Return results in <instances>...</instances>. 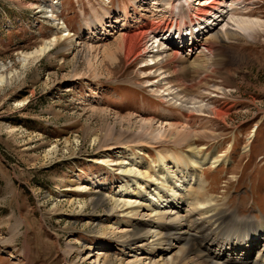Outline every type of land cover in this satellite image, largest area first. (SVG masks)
<instances>
[{
    "label": "rangeland",
    "instance_id": "374dc122",
    "mask_svg": "<svg viewBox=\"0 0 264 264\" xmlns=\"http://www.w3.org/2000/svg\"><path fill=\"white\" fill-rule=\"evenodd\" d=\"M146 1L0 0V64L7 69L2 74L18 72L0 87V264H93L104 251L111 259L123 257L122 264L132 261L112 241L104 251L95 249L98 235L92 230L107 228L117 218L102 217L89 203L99 182L107 183L102 190L108 196L128 183L112 166L117 151L104 152L108 146H126L134 154L142 149L144 163L155 159L162 146L186 150L184 144L152 139L155 129L168 132L167 123L188 124L184 128L197 134L193 142L203 149L201 155L229 160V170L224 164L216 170L207 165L200 176L207 177L204 186L217 203L227 200L242 215L264 214V0H234L231 7L230 0L224 1L221 14L210 19L216 21L209 34L231 36L214 52L211 42H200L203 48L193 54L182 52L188 60L173 62L181 74L175 71L172 77L165 68L157 71L170 47L156 48L161 34L149 31H165L164 25L174 24L173 14ZM95 11L108 25L106 36L97 39L101 28ZM240 18L254 25L240 31L232 20ZM122 24L134 34L150 29L141 56L120 47L126 33L120 31ZM65 27L69 36L56 48L22 66L21 53L59 38ZM205 50L209 54L200 59H210L209 67L193 62ZM142 120L153 123L144 126ZM119 225L113 228L124 230ZM181 231V226L174 230ZM89 255L93 258L84 263Z\"/></svg>",
    "mask_w": 264,
    "mask_h": 264
},
{
    "label": "bare ground",
    "instance_id": "6f19581e",
    "mask_svg": "<svg viewBox=\"0 0 264 264\" xmlns=\"http://www.w3.org/2000/svg\"><path fill=\"white\" fill-rule=\"evenodd\" d=\"M224 1L226 2V0H210L209 5H206L204 0H167V3L159 2V0H147L146 4L152 7L162 6L164 9L170 10L174 18V21L171 22L174 24H171L170 27L164 23V29L167 26L165 31L162 29H160L161 31L159 29L154 31L145 27L143 29L145 32L137 34L128 32L127 25L122 24L121 27L123 28L120 31L126 30V33L121 35L120 47L127 54H134L135 57L141 56L142 53H145L147 44L146 31L150 30L149 32L152 34L153 32L162 34L161 37H157L158 41L154 43V46L161 50L163 46L173 44V36H175V42L181 46L186 41L194 39L193 43L187 42L189 48H198L200 42L203 45L211 42V52H214L216 49L214 47L220 44L225 36H231V33L224 36L220 32L209 34L215 24L213 22L216 21L211 23L210 19L221 14L219 10ZM235 4L234 0H230L228 7ZM51 13L50 17L52 18V10ZM93 14L97 21L99 20L97 23L101 28V33L94 39L99 36H106L108 25L106 26V23L97 17L96 11ZM182 16L184 22L179 23L178 19H182ZM109 18V16L105 17V19ZM232 20L235 27L240 31H246L254 25L253 21L248 19ZM92 27L94 25L88 28L91 29ZM67 31L68 29L65 27V30L59 33V38L53 36L52 39L32 51L21 53L19 61L22 66L28 65L29 62L35 61L56 48L63 37L69 36ZM176 48L177 46L172 45L169 49L170 52L164 53L166 60L157 71L165 68V73L171 77L173 74H177L175 71L181 74L179 69H173V62L180 63L188 59H183L182 49L178 47L179 50H177ZM93 49L91 48V50ZM97 50L98 48H95L93 52ZM106 50L107 48H103L102 53H105ZM189 53L193 54V51L190 50ZM161 54L158 53L154 58L157 59ZM188 54L183 56L190 57ZM206 54H209L206 50L199 52L193 58V62L200 61L201 65H204L203 67H207L210 65V59H200ZM197 69L199 70V68ZM6 70V67L0 64V87L11 83L18 74L14 70L3 75L2 73ZM169 84H172L171 81ZM175 87L187 88L181 84H176ZM178 100L176 99V101ZM190 103L194 105V103ZM199 108L201 109L200 106L198 109L194 108V111H199ZM118 118L120 122L124 119L123 117ZM152 121L142 120L141 122L142 125H150L151 127ZM187 125L180 122L176 125L167 123L165 124L168 131L166 134H161L156 129L152 131L155 132L151 135L152 139H159L158 141L161 143L184 144L186 150H180L182 149L180 147L172 149L173 152L162 146L157 152L156 158L150 162L144 163L143 159L139 157L140 155L144 156L142 149H137L135 154L128 152L126 146L113 145L103 149L106 153L117 151L118 157H116L115 162L113 161L112 166L117 168L115 170L117 174L121 175V179L128 183L119 186L112 196L105 195L102 190L103 187L107 186L106 182L97 184L100 190L93 192V200L89 203L90 209L96 213L101 210L103 212L102 217L107 219L114 217V220L115 218L117 220L107 228L97 230V232L92 230V233L98 235L95 249L104 251L108 247L107 243L110 244L112 241L118 245L117 252H123L120 253L122 256L133 259L126 264H264V214L262 211H259L260 217L250 214L258 219L255 220L249 214L242 215L239 208L235 211L231 210L227 200L217 203L216 197L209 194L210 189L208 190L204 186V182L208 186L207 177L204 175V179L201 180V174H204L207 165L216 170L219 165L224 164L223 166H226L229 160L219 158L215 154V156H210L208 153L201 155L203 149L199 150L193 142L197 134L186 130L184 127ZM138 143L143 142L139 141ZM147 143H144V146H150ZM107 155L109 156V154ZM77 192L81 196L83 195L81 186L78 187ZM149 197L152 199H150L152 203L147 201ZM69 204L71 205L67 201V205ZM110 221L107 220L108 223H111ZM122 223V226L125 227L124 230L113 228L114 225H118V229L121 228L119 224ZM177 226H181L182 229L178 234L174 232ZM139 251L141 253L137 254ZM103 253L96 255L93 264H122L123 257L120 255L111 259L106 251ZM138 255H142L143 258L137 259ZM90 258L93 257L87 256L83 260L84 263L88 262Z\"/></svg>",
    "mask_w": 264,
    "mask_h": 264
},
{
    "label": "built area",
    "instance_id": "2783aa9c",
    "mask_svg": "<svg viewBox=\"0 0 264 264\" xmlns=\"http://www.w3.org/2000/svg\"><path fill=\"white\" fill-rule=\"evenodd\" d=\"M190 43H191V40H188ZM199 47H201V48H203V46H199ZM199 47L197 48L198 49V51H200V49H199ZM196 48H194V47H192V48H184V53H188L190 50L191 51H195V50H197Z\"/></svg>",
    "mask_w": 264,
    "mask_h": 264
}]
</instances>
